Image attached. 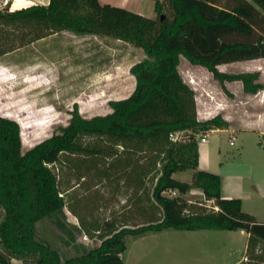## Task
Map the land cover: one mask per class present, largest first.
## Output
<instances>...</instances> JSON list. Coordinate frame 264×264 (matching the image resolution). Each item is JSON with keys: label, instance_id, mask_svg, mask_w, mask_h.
<instances>
[{"label": "trees", "instance_id": "1", "mask_svg": "<svg viewBox=\"0 0 264 264\" xmlns=\"http://www.w3.org/2000/svg\"><path fill=\"white\" fill-rule=\"evenodd\" d=\"M155 9L156 16L148 17L100 0H50L47 5L0 11V21L43 24L50 33L109 36L146 54L130 67L135 89L126 98L110 100V113L88 118L75 105L66 126L25 152L20 124L0 115V208L4 210L0 264H124L126 236L167 228L246 230L247 253L261 243L262 255L252 259L264 264V221L244 211L240 198L223 197L219 174L199 168L197 135L229 123L220 114L198 119L195 90L178 70L182 55L204 66L221 83L241 80L244 91L252 94L262 89L259 71L228 73L218 65L264 58V0H156ZM44 36L36 33L34 39ZM178 132H187L186 139H175ZM81 134L102 136L115 145L131 144L156 155L151 196L161 215L148 224L113 229L97 246L79 245L82 251L63 260L37 238L35 224L47 217L67 243L76 241L49 164L62 152L85 150L78 142ZM187 169L193 170L190 182L174 176ZM193 188L213 202L209 209L185 197Z\"/></svg>", "mask_w": 264, "mask_h": 264}, {"label": "rangeland", "instance_id": "2", "mask_svg": "<svg viewBox=\"0 0 264 264\" xmlns=\"http://www.w3.org/2000/svg\"><path fill=\"white\" fill-rule=\"evenodd\" d=\"M4 1L0 0V11L19 9L12 0L8 4ZM50 32L43 24L0 21V115L20 124L23 152L66 126L75 105L88 118L110 113V100L126 98L135 89L130 67L146 56L143 49L113 37ZM36 33L46 36L34 39ZM178 70L196 87L197 97L203 94L198 82L208 83L213 89L211 82L219 81L204 66L192 64L182 55ZM260 72L264 84V68ZM263 99V89L248 98L251 114L259 120L264 114ZM187 134L178 132L174 138L183 140ZM231 138L227 131L209 135V141H218L230 150L238 143L231 145ZM246 139L252 147L259 145V139L263 143V137L255 133L247 134ZM78 142L85 150L62 152L55 163L49 164L57 176L66 204V222L73 226L76 241L67 243L47 217L35 224L37 238L58 251L63 260L82 251L81 245L97 246L113 229L148 224L161 215L151 196L156 169L153 152L131 144L115 145L91 134H81ZM225 163L228 167L233 161L225 159ZM174 175L190 182L193 170ZM185 197L207 209L213 204L198 188ZM3 214L0 208V221ZM213 232L216 236L209 239L175 228L128 235L122 258L124 264H241L245 256L243 264H261L259 259H252L262 255L261 243L254 252L246 253L245 236H232L227 230Z\"/></svg>", "mask_w": 264, "mask_h": 264}, {"label": "crops", "instance_id": "3", "mask_svg": "<svg viewBox=\"0 0 264 264\" xmlns=\"http://www.w3.org/2000/svg\"><path fill=\"white\" fill-rule=\"evenodd\" d=\"M16 1L12 0V5ZM23 1L27 3L24 5L25 7L33 4L47 5L50 2V0ZM100 1L125 7L148 17H154L157 14L155 9L156 0ZM261 68H264V58L240 60L218 65L220 71L228 73L260 72ZM261 82L263 83V81ZM198 84L203 89L202 97L196 96L198 119L203 120L220 114L229 123L225 128L211 130L209 135L213 132L227 131L232 135L230 139L231 145H236L238 141L237 147L230 150L223 148L218 141H209L208 137L207 141L199 144V168L219 174L223 197L240 198L244 211L252 214L258 221H264V114L263 119L260 120L253 117L251 114L253 110L248 105V98L252 93L244 91L241 80L224 81L223 83L220 81L211 82L213 89L209 88L208 83H201L202 85H200V82H198ZM193 88L196 90V87ZM262 89L264 91V87ZM251 133L258 134L259 137L262 136L263 143L259 139L258 146H248L246 135ZM225 159L232 160L233 164L226 167ZM170 229L167 228L162 231ZM190 231L196 232L194 234L202 239L216 236V233L209 229ZM227 231H232V236H237L238 234L245 236L247 238V250L249 233L246 230ZM215 249L214 246V251ZM244 260L245 256L241 264H243ZM234 264H240V262H235Z\"/></svg>", "mask_w": 264, "mask_h": 264}, {"label": "built area", "instance_id": "4", "mask_svg": "<svg viewBox=\"0 0 264 264\" xmlns=\"http://www.w3.org/2000/svg\"><path fill=\"white\" fill-rule=\"evenodd\" d=\"M4 3L5 4H8L9 3V0H5ZM209 132L210 131H205V132L200 133V134L197 135V140H198L199 144L200 143H204L205 141H207V139L209 137ZM215 208H217V207H215Z\"/></svg>", "mask_w": 264, "mask_h": 264}, {"label": "bare ground", "instance_id": "5", "mask_svg": "<svg viewBox=\"0 0 264 264\" xmlns=\"http://www.w3.org/2000/svg\"><path fill=\"white\" fill-rule=\"evenodd\" d=\"M27 3L26 2H24L23 0H17L14 4H13V6L15 7V8H22V7H25L24 5H26Z\"/></svg>", "mask_w": 264, "mask_h": 264}]
</instances>
